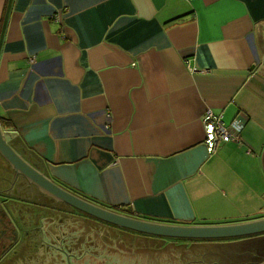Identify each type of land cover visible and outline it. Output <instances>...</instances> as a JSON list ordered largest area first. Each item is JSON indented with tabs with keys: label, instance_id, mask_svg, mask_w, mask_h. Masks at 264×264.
Returning <instances> with one entry per match:
<instances>
[{
	"label": "crops",
	"instance_id": "obj_1",
	"mask_svg": "<svg viewBox=\"0 0 264 264\" xmlns=\"http://www.w3.org/2000/svg\"><path fill=\"white\" fill-rule=\"evenodd\" d=\"M8 5L0 125L47 177L153 221L264 215V0H12L6 20ZM208 109L241 115L243 141L209 154ZM16 178L0 158V204ZM23 196L10 215L37 248L47 207Z\"/></svg>",
	"mask_w": 264,
	"mask_h": 264
},
{
	"label": "rangeland",
	"instance_id": "obj_2",
	"mask_svg": "<svg viewBox=\"0 0 264 264\" xmlns=\"http://www.w3.org/2000/svg\"><path fill=\"white\" fill-rule=\"evenodd\" d=\"M0 158L1 172L6 170L10 171L13 176L18 175L2 154H0ZM16 189L19 190L13 191L14 196H17L19 192L23 193V190H20L19 187H16ZM26 189H31V191H25L24 194H35V202L39 204L37 209L46 206L47 209L42 210L50 212L52 201L49 195H45L39 189H36L33 183L31 188L26 187ZM25 202L28 203L29 201L26 200ZM53 205L55 210L57 209L54 211L55 216H53L54 229L45 228L52 232L69 231L70 235L68 237L70 238L68 240L74 241V237L78 236L79 241H82L79 246L74 245L75 248L70 254L69 264H228L229 260L233 262L247 261L246 252H249V247H246L245 244L238 242L219 243L218 241L213 244L210 242L213 239H174L140 233L122 227L113 228L109 227L108 224L110 223L74 211L67 203L58 202L54 199ZM66 211L70 214L73 213V215L70 216L69 214L68 217H64ZM76 216H79V218L86 216L88 219H75ZM44 219L45 226L50 225L48 222L51 219ZM58 226H63V228ZM72 232L78 234L72 235ZM23 252L29 258L25 262L33 259L34 264L35 262L39 264H68L67 262L63 263L61 257L52 254V249L44 252L41 248L25 247L22 249L21 254ZM27 254H31V256L28 257ZM214 261H217V263Z\"/></svg>",
	"mask_w": 264,
	"mask_h": 264
},
{
	"label": "water",
	"instance_id": "obj_3",
	"mask_svg": "<svg viewBox=\"0 0 264 264\" xmlns=\"http://www.w3.org/2000/svg\"><path fill=\"white\" fill-rule=\"evenodd\" d=\"M11 2L12 0H9L6 20L11 7ZM0 154H2V156L11 164L17 173L25 176L42 192L59 201L67 203L73 209H76L83 214L105 221L117 227L150 235L183 239H225L264 233V216L239 223L185 225L139 218L92 202L58 184L41 172L36 165L30 163L20 152L11 146L7 139V132L3 131L1 125ZM0 210L9 216L10 222L14 225V232L16 234L14 240L17 241L19 239L20 231L16 227L10 212H8V207L6 208L3 204H0ZM214 262L217 263V261ZM259 264H264V259Z\"/></svg>",
	"mask_w": 264,
	"mask_h": 264
},
{
	"label": "flooded vegetation",
	"instance_id": "obj_4",
	"mask_svg": "<svg viewBox=\"0 0 264 264\" xmlns=\"http://www.w3.org/2000/svg\"><path fill=\"white\" fill-rule=\"evenodd\" d=\"M16 180L15 183L13 184V191L14 190H19L16 189V187H19L20 190L22 189L23 193L19 192L21 195L17 194L16 198H22L25 200V195L23 196L25 191H31V189H26V187L31 188L32 187V183L22 174L16 175ZM18 180V182L16 183V181ZM17 185V186H16ZM34 185V184H33ZM36 187V189H39L36 185H34ZM40 190V189H39ZM41 191V190H40ZM6 192H1V196L5 197ZM15 193L12 192V194L10 195H14ZM9 196V195H8ZM2 198V197H1ZM10 199L8 200L7 204H4L3 202H1V204H3L6 208L8 207L9 211L11 209L16 208L18 204H16V200L14 199L15 196H10ZM39 198V197H37ZM42 198V197H40ZM44 198V197H43ZM53 197L50 196V200H52V208H50V212L47 211H38L37 213V218L39 217L38 221L41 220L42 222V231L41 234L44 236L43 239V243H41L42 246H38L37 249L41 248L43 249L44 252H46L49 249H52L53 252L52 254L57 255L58 257L62 258L63 263H68V260L71 259L70 258V254L73 251V249L75 248L74 245H78L82 244V241H79L78 236H75L74 241L73 240H68V235H69V231H54L52 232L51 230H49L50 228H53V216H55L54 211V202ZM21 200V199H20ZM58 202H62L59 201L57 199H55ZM2 201V200H1ZM17 203H20L19 201H17ZM25 204V203H22ZM10 207V208H9ZM27 207V206H26ZM22 206V210L21 211H27V208ZM19 210V208H17ZM72 211V210H71ZM74 211H78L76 209H74ZM24 212V213H25ZM63 212V211H62ZM80 212V211H79ZM41 214L43 215V217H40ZM64 217H67V215H69L70 213L66 211V213H64ZM73 215V213H71ZM36 218V219H37ZM40 218H48L51 219V221H49L48 223H50V225L45 226V219H40ZM16 227L19 229L20 231V236H21V230L20 227L16 224V221H14ZM48 227L49 229L45 228ZM59 227V226H58ZM14 225L10 222V218L9 216L5 213V212H1L0 210V229H2L3 231H0V241H1V247H0V264H34L32 262L33 259H31V263L29 262H25L27 260H29V258H27L25 256V252H22V249L25 248L26 243L24 242V239L22 241L19 242V240H21L19 238V240L15 241V232H14ZM59 228H63V226H60ZM6 239V244L3 243V240ZM207 240H211V239H207ZM216 241H218L219 243H241V244H245L246 247L248 248L249 252H246L247 256V261H238V262H233L231 260H229L228 264H259L263 259H264V233H260V234H255V235H249V236H242V237H236V238H225V239H213V241H210L211 243H216ZM249 244V245H248ZM78 248V247H77ZM252 248V249H251ZM18 256H22V257H18ZM28 257L31 256V254H27ZM35 264H39L38 262H35ZM69 264V263H68Z\"/></svg>",
	"mask_w": 264,
	"mask_h": 264
},
{
	"label": "built area",
	"instance_id": "obj_5",
	"mask_svg": "<svg viewBox=\"0 0 264 264\" xmlns=\"http://www.w3.org/2000/svg\"><path fill=\"white\" fill-rule=\"evenodd\" d=\"M204 128V143L209 154H214L221 144L229 141L242 142V131L245 120L241 115L236 116L229 123L224 120L223 113H216L208 109L202 117Z\"/></svg>",
	"mask_w": 264,
	"mask_h": 264
},
{
	"label": "trees",
	"instance_id": "obj_6",
	"mask_svg": "<svg viewBox=\"0 0 264 264\" xmlns=\"http://www.w3.org/2000/svg\"><path fill=\"white\" fill-rule=\"evenodd\" d=\"M1 120H2V121H0V124L4 125V124H5L4 122H5L6 120H5L4 118L1 119ZM115 211H118V212L123 213L122 211H124V210H123L122 208H117V210H115ZM70 216H72V214H70ZM262 216H264V215H262ZM67 217H68V216H67ZM260 217H261V216H260ZM76 218H78V219H83V220H87V219H88L86 216H84V217L81 216V218H79V216H76L75 219H76ZM257 218H258V217H257ZM77 222H78V221H77ZM101 224H102V223H101ZM108 225H109V227H113V228H114V227H117V226H110V225H112V224H108ZM109 227H108V228H109ZM135 233H137V232H135ZM76 234H78V233H77V232H72V235H76ZM69 235H70V233H69ZM174 239H175V238H174ZM178 239H179V238H178ZM206 240H207V239H206Z\"/></svg>",
	"mask_w": 264,
	"mask_h": 264
}]
</instances>
